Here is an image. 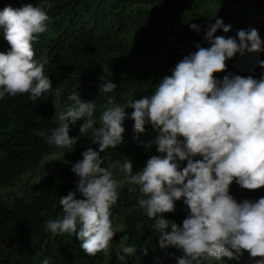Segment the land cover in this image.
Here are the masks:
<instances>
[{
	"label": "clouds",
	"instance_id": "1",
	"mask_svg": "<svg viewBox=\"0 0 264 264\" xmlns=\"http://www.w3.org/2000/svg\"><path fill=\"white\" fill-rule=\"evenodd\" d=\"M48 20L47 13L31 3L0 10V29L10 45L6 52L0 51V99L6 94H28L35 101L52 88L44 74L48 61L35 59L33 48ZM190 28L201 31L194 23ZM230 28L222 18L207 25L204 31L209 47L197 44V51L179 61L150 96L128 103L127 107L134 109L130 113L134 131L142 133L150 124L158 133L154 143L160 153L152 155L135 174L127 157L102 167L101 153L123 142V121L129 116L126 107L114 96L108 97L100 115L101 126L93 129L95 102L83 101L75 90L68 95L74 103L66 111H56L53 122L59 124L51 129L48 143L72 151L78 137H70L69 121L75 124L83 118L80 134L93 129L92 143L99 147L87 148L83 158L73 164L71 170L79 177L76 190L60 197L62 215L48 220L47 230L76 234L89 256L106 251L115 234L111 207L117 201L119 185L127 182L142 194L138 205L143 213L150 220L159 217L151 227L160 233V247L182 250L178 264L239 259L244 251L252 258L261 257L255 264H264V197L237 202L229 193L234 180L248 190L264 187V75L259 79L232 73L217 79L214 75L224 72L226 61L237 53L260 50L262 41L255 28L238 30V40L215 35L218 29L226 33ZM259 63L264 68V60ZM103 70L112 75L108 68ZM100 80L104 93L117 88L105 75ZM152 143L145 147L151 148ZM197 156L200 159H194ZM180 161H187L186 166L181 168ZM114 169L124 174L123 181L114 178ZM77 192L83 198H77ZM181 198L188 215L182 225L173 223L167 232L163 214L174 212L175 201ZM140 227L137 224V229ZM135 251L126 246L116 255L123 262ZM143 251L147 254L146 248ZM42 264H50L49 258Z\"/></svg>",
	"mask_w": 264,
	"mask_h": 264
},
{
	"label": "trees",
	"instance_id": "2",
	"mask_svg": "<svg viewBox=\"0 0 264 264\" xmlns=\"http://www.w3.org/2000/svg\"><path fill=\"white\" fill-rule=\"evenodd\" d=\"M143 2L149 3L141 0L135 4L129 0H67L57 1L44 10L49 20L46 22V31L39 34L33 43L35 59H47L44 74L51 81V89L60 91L63 111L74 103L67 98L74 90L83 101L95 102L93 119L96 123L93 129L101 126L100 115L107 107V98L114 96L116 102L123 106L124 96L141 81L127 23L133 20V5L138 6ZM28 3L42 8L40 0H0V10L7 5L19 8ZM221 3L220 18L224 24L236 19L232 14L235 6L264 8V0H221ZM258 24L264 29L263 21L259 20ZM197 44L198 41H195L188 53L197 51ZM9 47L0 29V51L6 52ZM261 60H264L263 56H259L257 51L252 52L251 61L240 75H252L259 79L264 75V68L259 63ZM103 67L111 71L110 77L104 74ZM226 74L217 72L214 75L222 79ZM102 75H105V80L111 79L117 84L113 92L100 91ZM125 112L129 116L123 121V142L101 153L104 159L102 167L127 157L133 168H138L144 166L152 155H160L154 143L156 132L149 124L145 125L144 132H135L131 112ZM53 116L50 101L44 93L35 101L30 100L28 94L15 97L6 94L0 99V187L11 186L22 175L34 173L42 160L59 148L49 144L47 139L51 129L59 124L53 122ZM83 123V118L75 124L69 121L70 137H78L73 150L66 151L70 170L74 163L83 158V151L89 147L98 150L99 147L92 143L93 129L87 134H80ZM149 141H153L152 146L146 148L145 144ZM179 164L183 168L187 161H180ZM78 180L79 177L73 171L70 175L62 170L55 176H42L41 191L27 200L17 197L13 205H9L0 198V264H42L45 258H49L50 264H178V258L183 255L182 250L174 246L160 247V233L151 227L159 217L150 220L143 213L138 205V200L143 197L135 186L117 190V201L111 207L115 234L109 243L111 258L107 263H104L105 251L89 256L82 249V241L76 234H57L47 230V221L62 215L60 197L75 191ZM233 183L237 192L252 197L250 201L255 202L264 197V187L248 190L241 188L235 180ZM76 195L77 198H83L78 192ZM187 215L188 209L183 198L175 201V211L163 214L168 221L165 231L170 232L173 223L182 225ZM137 224L141 226L139 229ZM116 226L122 229L118 231ZM123 238L126 239L125 246L122 245ZM126 246H132L136 251L121 262L116 252ZM145 248L147 254L143 251ZM224 258L225 264H255L256 260L261 259L250 257L247 251L239 259ZM204 264L213 263L205 261Z\"/></svg>",
	"mask_w": 264,
	"mask_h": 264
},
{
	"label": "rangeland",
	"instance_id": "3",
	"mask_svg": "<svg viewBox=\"0 0 264 264\" xmlns=\"http://www.w3.org/2000/svg\"><path fill=\"white\" fill-rule=\"evenodd\" d=\"M57 1L67 0H40L43 10L47 6L55 4ZM134 2L138 0H129ZM149 3H140L133 5L131 17L133 20L127 23V32L130 42L135 48L137 65L141 73L139 85L132 87L123 98V106L128 112L134 109L127 107L128 103L134 99H140L144 96H150L163 77L171 75V69L181 61L189 50L194 47V42L202 47H209L205 39L204 28L215 23L220 18L222 3L221 0H141ZM133 4V3H132ZM232 14L236 17L233 22L226 23L231 28L228 32L217 30L216 36L236 37L238 30H258L262 41L259 56L264 58V29L258 24L261 20L264 22V8L261 6L244 7L235 6ZM201 26V31L197 32L190 28V24ZM3 32V30L1 29ZM146 40V41H145ZM252 59V51L247 49L244 52L237 53L233 58L226 61L227 69L223 72L240 75L245 71L246 66ZM49 99L51 108L56 111H63L61 103V94L58 89H50L44 93ZM59 123V122H58ZM150 125V124H149ZM151 127V125H150ZM152 128V127H151ZM152 130H154L152 128ZM155 131V130H154ZM156 132V131H155ZM158 135V133L156 132ZM66 149L58 148L54 153L46 156L40 166L34 173L28 172L22 175L11 186L0 187V198L4 199L9 205H13L14 199L19 197L25 200L32 195L39 193L42 189V176H55L62 170L72 175L69 159L66 156ZM142 167L133 168V174L141 171ZM114 178L117 181L124 180V174L118 169L113 170ZM232 182L229 186V193L235 200H251L252 197L237 192ZM127 182L121 183L117 190L128 187ZM254 198V197H253ZM120 231L122 228L116 226ZM126 239H122V245L125 246ZM111 258L109 248L105 251V261L107 263ZM213 264H225V258L220 260H211Z\"/></svg>",
	"mask_w": 264,
	"mask_h": 264
}]
</instances>
